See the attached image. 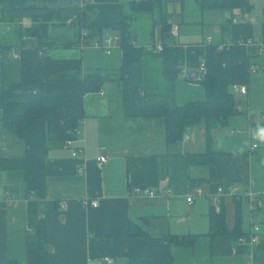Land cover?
<instances>
[{
	"label": "crops",
	"instance_id": "0c3cea01",
	"mask_svg": "<svg viewBox=\"0 0 264 264\" xmlns=\"http://www.w3.org/2000/svg\"><path fill=\"white\" fill-rule=\"evenodd\" d=\"M68 1L81 6L92 24H111L122 18L121 0ZM189 1L196 14L209 12L214 19H191ZM249 1L253 9L244 14L236 11L235 19L252 24L253 32L255 25H261L260 33H254L258 37L263 31L264 0ZM44 4V0H1L0 9ZM164 8L171 13L169 31L152 25V41L138 42V15L132 22L130 44L119 39L110 53L94 43L119 35L112 28H105L100 40L75 48L44 51L13 45L1 51L0 95L5 84L35 81L31 91L57 96L63 110L75 107L80 119L75 136L68 139L71 143L47 140L41 120L27 122L25 136L20 138L4 128L0 109V158L25 161L23 182L0 173V264L8 260L27 263V197L31 192L45 210L49 264H108L106 257L113 259L112 264H126L141 255H171L173 264H264V148L260 141L264 75L251 74L245 84L247 93H234L239 112L213 131L210 142L201 120L186 128L182 140L168 143L164 118L143 115V107L174 108L205 98L199 81L204 74L205 46L230 43V35L220 24L232 14L202 11L195 0H168ZM6 24L0 35L12 40L13 24ZM22 24L30 26L31 19L23 18ZM173 25L179 27L177 36ZM159 42L164 44L161 52L154 48ZM191 71H197L200 79L190 80ZM93 74L109 78L98 91L85 93L82 79ZM253 144H257L254 149ZM208 149L218 152L213 165L188 166V154ZM100 155L107 158L102 165L97 161ZM197 179L204 182L191 187L190 181ZM196 187L203 193H194ZM220 187L224 189L220 211L228 229L235 225L236 201H242L245 235L238 239L208 235L211 197ZM143 189L156 194H142L139 190ZM190 194L194 195L192 204L187 202ZM85 198L97 206L85 204ZM130 223L133 231L143 234L129 235ZM255 225L258 240L252 242ZM186 233L198 234L195 244L175 247L171 236Z\"/></svg>",
	"mask_w": 264,
	"mask_h": 264
},
{
	"label": "trees",
	"instance_id": "16d2710c",
	"mask_svg": "<svg viewBox=\"0 0 264 264\" xmlns=\"http://www.w3.org/2000/svg\"><path fill=\"white\" fill-rule=\"evenodd\" d=\"M122 18L111 24H92L87 13L79 5L68 0H44L42 6H25L0 9V22L13 24L12 40L0 35V53L13 45L31 46L48 51L53 48H75L88 44L94 39L100 40L105 28L119 32L121 42L129 45L132 22L140 14L149 15L155 26L160 24L163 31H169L171 13L165 10L164 2L168 0H121ZM170 1V0H169ZM185 2L186 0H175ZM202 11L219 10L231 12L232 16L220 26L224 33L230 35V43L219 50L221 43L210 42L205 46L202 64L206 72L199 80L205 87L206 96L202 100L189 101L174 108L166 105L143 107V115L160 116L165 120L166 140L168 143L183 139L188 126L204 120L207 140L210 142L213 131L225 126L231 116L237 114L238 100L232 91L235 84H248L251 64L260 55L255 47L247 48L238 40L254 37L253 26L248 22L235 19V12H250L253 5L249 0H195ZM1 2V0H0ZM264 13V9H263ZM23 18L31 19L30 26L22 24ZM86 31V35L83 32ZM264 35L263 31L260 36ZM109 78L106 74L86 75L82 79L83 92L98 91ZM37 82L5 84L0 95V109L4 128L10 133L23 138L27 122L41 120L45 126L47 140L66 141L75 136L79 126L77 109L69 106L63 110L57 96L43 91L33 92L31 88ZM264 136V124H263ZM217 151L208 149L201 153L187 155L188 166L213 165ZM25 161L23 158H0V173L6 172L13 179L23 182L25 178ZM204 182V179L191 180V187ZM31 192L27 197V263L49 264L47 218L40 199ZM209 232L212 238L231 235L236 239L245 235L242 228V201H236L235 225L228 229L223 211L211 208L209 213ZM142 231H133L129 225V235L138 236ZM198 234L186 233L172 235L175 247H192ZM5 264H20L17 260H8ZM126 264H173L171 255H141L131 257Z\"/></svg>",
	"mask_w": 264,
	"mask_h": 264
},
{
	"label": "built area",
	"instance_id": "2783aa9c",
	"mask_svg": "<svg viewBox=\"0 0 264 264\" xmlns=\"http://www.w3.org/2000/svg\"><path fill=\"white\" fill-rule=\"evenodd\" d=\"M234 21L236 22V19H234ZM172 32L173 34H175L176 36L178 35V32H179V27L177 25H173L172 26ZM84 35H86V31L83 32ZM120 39V36L119 35H115V36H112V37H107L105 38L103 41H95V45H99V46H102L104 49H105V52L106 53H110V50L109 48L114 44L115 41L119 40ZM211 40H209L210 42ZM239 44H242L244 46H246L247 48H250V47H255L257 52L259 54H262L264 53V35L262 36H258V37H252V38H247L246 40L241 38L238 40ZM229 44V43H227ZM84 45V44H83ZM226 44L224 43H221L219 44L218 46V49L221 50L224 48ZM155 50L158 51V52H161L163 49H164V44L162 42H159L155 45ZM201 68L203 70V72L205 73L206 70H205V67L204 65L202 64L201 65ZM259 69V66L257 64H251L250 66V71L251 72H256L257 70ZM232 90L235 94H246L247 93V85L245 84H235L233 85L232 87ZM264 117V116H263ZM72 141L68 140L67 143H71ZM257 147V144H253L252 146V149L256 148ZM81 150H83V147L82 148H78L77 150L74 151L73 155L76 156L78 154V152H80ZM107 158L105 155H100L97 157V161H98V164L99 165H102L106 162ZM234 191L237 190L236 188L233 189ZM140 193L142 194H146V195H149V196H154L156 193L155 191L153 190H150V189H143V190H139ZM194 193L196 194H202V189L200 187H196L194 189ZM224 193V189L222 187H220L218 189V194L214 195L211 197V204L213 206V208L215 209L216 212H220V205H221V195ZM193 199H194V195L193 194H190L187 196V202L189 204H192L193 202ZM85 204H92L93 206H97V202L95 201H90L88 198H85V200L83 201ZM61 206L64 207L65 206V202H61ZM253 230H254V235L252 236L251 238V241L252 242H256L258 240V236L256 235V233L259 231V227L258 226H253ZM104 261L108 264H112L113 263V259L112 258H104Z\"/></svg>",
	"mask_w": 264,
	"mask_h": 264
},
{
	"label": "rangeland",
	"instance_id": "374dc122",
	"mask_svg": "<svg viewBox=\"0 0 264 264\" xmlns=\"http://www.w3.org/2000/svg\"><path fill=\"white\" fill-rule=\"evenodd\" d=\"M171 6H169V9H171ZM187 11L189 12V17L191 19H201V18L203 19L204 18L206 21H208L209 19H210L209 21H212L214 19V16L210 15L209 12H206L204 14V16H199L198 14H196V8L192 4V1H189V4L187 6ZM214 14H216V13H214ZM25 24H28V23H25ZM152 25H153L152 19L149 15H145V14L139 15L138 23L135 26V27H137L138 42H143V41H145V39H149V38H150V41H152V35L150 34V30L152 29ZM6 27H7L6 22H0V29L1 28L6 29ZM260 31H261V25H258V24L255 25L254 26V33H256V34L260 33ZM255 62L258 63L259 69L256 72L251 73L252 76L264 75V53L260 54L255 59ZM257 140H260L259 137L257 138ZM260 141H261L262 148H264V136L262 137V140H260Z\"/></svg>",
	"mask_w": 264,
	"mask_h": 264
},
{
	"label": "water",
	"instance_id": "95a60500",
	"mask_svg": "<svg viewBox=\"0 0 264 264\" xmlns=\"http://www.w3.org/2000/svg\"><path fill=\"white\" fill-rule=\"evenodd\" d=\"M189 79L190 80H199L200 74L197 71H191L189 74Z\"/></svg>",
	"mask_w": 264,
	"mask_h": 264
}]
</instances>
